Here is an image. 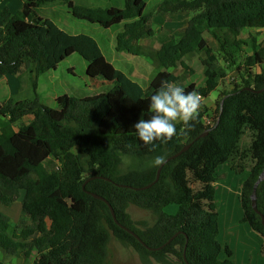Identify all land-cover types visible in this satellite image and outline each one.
<instances>
[{
  "label": "trees",
  "instance_id": "16d2710c",
  "mask_svg": "<svg viewBox=\"0 0 264 264\" xmlns=\"http://www.w3.org/2000/svg\"><path fill=\"white\" fill-rule=\"evenodd\" d=\"M40 1L21 0L16 12L0 9V78L26 74L33 93L31 99L10 97L0 103V203L10 206L20 199L22 213L12 222L0 212V248L22 256L23 264L31 251L36 254L33 264H110L107 246L114 236L132 248L142 264H236L231 250L218 240L214 183L224 164L235 172L247 170L233 165L232 159L248 127L254 132L249 148L254 162L238 195L240 222L260 236L263 255L264 224L250 195L264 169V90L257 92L264 88V43L253 46L239 80L219 93L215 107L201 102L198 116L189 125L177 122L176 134L167 143L144 145L133 125L150 118L149 97L169 82L208 97L224 74L214 70L216 58L205 34L232 57L228 38H220V32L227 30L235 37L246 28L264 30V0H179L171 7L174 11L195 14L183 34L160 50L139 45L153 33L150 17L144 14L145 0L95 8L69 1L74 18L104 29L120 27L115 37L118 51L156 64L157 73L147 88L116 68L94 37L71 34L42 17L37 11ZM190 52L207 55L205 84L199 88L184 86L183 77L169 71L178 64L185 67L182 58ZM73 53L87 62L88 77H99L111 88L85 97L61 94L55 98L56 107L43 104L37 94L39 76ZM207 111L212 123L204 125ZM26 117V123L16 125ZM187 144V150L161 167L154 182L161 163ZM157 156L162 160L153 164ZM90 193L110 204L117 222L106 203ZM172 204L176 212L167 213ZM130 205L150 212L153 224L131 219L126 211ZM256 207L264 217V179L256 189ZM172 236L162 248L149 249Z\"/></svg>",
  "mask_w": 264,
  "mask_h": 264
},
{
  "label": "rangeland",
  "instance_id": "374dc122",
  "mask_svg": "<svg viewBox=\"0 0 264 264\" xmlns=\"http://www.w3.org/2000/svg\"><path fill=\"white\" fill-rule=\"evenodd\" d=\"M69 1L72 6H80L85 8L95 7H122L124 0H41L40 6L37 8L38 13L53 21L58 27L71 34L85 33L95 38L98 45L101 47L106 58L116 66V68L124 71L130 78L137 81L144 88H147L157 73L156 64L148 57L134 56L123 51H118L115 48V37L120 27H111L104 29L98 24H91L89 22L74 18L70 14ZM179 0H145L146 7L144 14L150 17L151 27L153 33L149 37H145L139 41V45L150 47L154 50H160L164 44L171 39H178L183 34V29L188 20L195 14L193 11H174L171 7L176 5ZM220 38L227 37V49L231 51L232 57L226 56L220 50V43L211 38L210 35L205 34L206 39L210 41L213 55H215V68L218 73L223 72L224 77L220 78L217 87L209 94L204 104L208 107L214 108L213 103L217 100L219 93L223 89L232 86L233 82L239 80V70L243 71V61L245 57L253 52V46L259 43H264V34H259L254 29L246 28L238 36L233 37L229 35L227 30H222L219 34ZM257 39V41L254 40ZM207 58L204 52H192L187 54L182 60L185 67L178 66L169 69L176 76L183 77V85H194L199 88L205 84V67L203 61ZM87 62L77 53H73L53 70L41 74L38 78L37 94L40 101L50 107H56L55 98L61 94H68L77 97L92 96L105 92L111 88V84L102 80L99 77L91 78L86 74ZM258 69H256L257 71ZM11 77V76H10ZM21 93L17 96H9L12 99L21 100L31 99L33 93L31 90L28 76L22 75ZM4 92L0 91V103L5 100ZM21 98V99H19ZM209 115L211 111H207ZM29 118L17 122L16 125L26 123ZM254 132L244 128V132L238 144V150L232 159V164L236 167L244 165L247 170L253 164L250 155V143ZM75 151V149H74ZM57 165V161L53 160ZM49 166V165H48ZM221 169V166L218 170ZM241 171L237 168L236 172ZM225 175L218 172V179H222L225 183ZM242 175H231L227 180L228 186H232L235 190L228 192V200L221 198L225 185H216L218 198V206L220 207V227L223 237V245H227L230 239L229 234L237 238L239 241L247 242L246 247L251 251V257L257 258V243L250 238L249 232L253 233L247 224L240 222L242 215L240 205L238 202V195L240 193ZM235 181L234 183H232ZM224 201V202H223ZM221 204V205H220ZM11 209L14 210L17 205L21 211V200L18 199L11 204ZM217 205V204H216ZM177 210V205H169L165 211L167 213H174ZM126 211L129 213L131 219L135 221H144L152 225L154 216L143 209L134 205L128 206ZM6 213V212H5ZM7 214V213H6ZM8 215V214H7ZM16 215L18 213L12 214ZM9 216V215H8ZM226 218V221L224 220ZM108 261L110 264H142L138 255L132 248L123 246L114 236H111L108 246ZM233 247V246H232ZM264 257V254L262 255ZM264 260V258H263Z\"/></svg>",
  "mask_w": 264,
  "mask_h": 264
},
{
  "label": "clouds",
  "instance_id": "9594fccd",
  "mask_svg": "<svg viewBox=\"0 0 264 264\" xmlns=\"http://www.w3.org/2000/svg\"><path fill=\"white\" fill-rule=\"evenodd\" d=\"M203 98L196 92H186L182 86L172 82L162 85L149 97L150 118L139 119L133 125L137 139L152 147L156 142L167 143L176 134L177 122L189 125L198 116ZM205 118L210 123H206ZM211 123L210 116L205 115L203 124ZM161 160L162 157L157 156L152 163L159 164Z\"/></svg>",
  "mask_w": 264,
  "mask_h": 264
},
{
  "label": "crops",
  "instance_id": "0c3cea01",
  "mask_svg": "<svg viewBox=\"0 0 264 264\" xmlns=\"http://www.w3.org/2000/svg\"><path fill=\"white\" fill-rule=\"evenodd\" d=\"M7 7L11 12H16L18 11L21 7H22V2L21 0H0V9ZM256 32H259V34H264V30H256L254 29ZM261 44V43H260ZM149 49H152L150 47H146ZM154 50V49H152ZM192 53V52H190ZM189 54V53H187ZM186 54V55H187ZM185 55V56H186ZM184 56V57H185ZM178 66V65H177ZM11 76V77H10ZM21 82H22V78L17 77V76H13V75H9V76H3L0 78V91L4 92L5 95V100L10 98L9 96H17L21 93L22 87H21ZM232 87V86H231ZM229 87V88H231ZM21 99V98H19ZM24 99V98H22ZM207 100V98H203L202 99V103H204L203 101ZM29 118V117H26ZM25 119V118H24ZM18 126V125H17ZM17 126H15V130H17ZM219 173L224 174L225 178V183L222 182V179H217L216 182L214 183V187H215V199H216V204H217V210H218V214H219V235H218V240L220 241V243L222 244V246H227L232 253V259L236 262V264H264V260L261 254V243H262V239L260 238V236H258L256 233H254L251 229V231L253 233L249 232V239L248 241L250 242V238L257 243V255L259 257L257 258H252L251 257V251L248 250V248H250L249 246L246 247L248 245L247 242H241L239 241L237 238L233 237L232 234H229L230 239L228 240V243H226L227 245H223L222 241H223V236H222V231H221V227H220V207L218 206V198L219 196L217 195V189H216V185H218L219 183L222 185H225V191L222 195V199L223 197L225 198V202L229 199L228 198V192L230 190H235V188H233L232 186H228L227 180L229 179V177L231 175H235L237 176L239 173L242 175V179H241V184L243 182V180L247 177L248 175V171L247 170H243L239 173H236L233 169H231L227 164H224L221 166V169L217 171V175ZM235 181H233L232 183H234ZM239 186H241L239 183H237ZM241 189V187H240ZM224 200V199H223ZM224 202V201H223ZM221 205V204H220ZM11 206H4L2 203H0V212H3L4 214H8L9 217L11 218L12 222H16L18 219H20L22 217V213L20 211V208L16 205L15 209L12 210ZM6 212V213H5ZM18 213L17 217H15L12 214H16ZM6 214V215H7ZM7 215V216H8ZM242 217V215H241ZM240 217V218H241ZM224 220L226 221V218L224 217ZM243 223V222H241ZM246 224V223H245ZM249 227V226H248ZM36 234L34 236H32L30 239H32L33 237H35ZM29 239V240H30ZM233 246V247H232ZM35 251H31L30 254V258L27 262V264H33V261L35 259ZM24 263V258L22 256H14L11 254H8L7 252H5L3 249L0 248V264H23Z\"/></svg>",
  "mask_w": 264,
  "mask_h": 264
},
{
  "label": "water",
  "instance_id": "95a60500",
  "mask_svg": "<svg viewBox=\"0 0 264 264\" xmlns=\"http://www.w3.org/2000/svg\"><path fill=\"white\" fill-rule=\"evenodd\" d=\"M262 90H264V88L260 89V90H257V92H261ZM207 133V131H205L204 133H202L200 136H204L205 134ZM190 146V144H187L185 145L184 147H182L181 150H179L177 153H175L174 155L166 158L162 163L161 165L159 166L158 170H157V173H156V178L154 180V182H156L159 178V173H160V170H161V167L170 159L178 156L180 153H182L183 151L187 150L188 147ZM264 179V169L262 170V172L260 173V175L258 176V178L256 179V181L254 182L253 184V189H252V193L250 195L251 197V205H252V208L254 209V211L256 213H258L261 217V222L264 224V217L259 213V211L257 210V207H256V189H257V186L259 185V183ZM86 182V181H85ZM85 184V183H84ZM150 185H147L145 187H142V188H146ZM89 193V192H88ZM94 198L96 199H99L101 201H103L104 203H106V205L108 206L110 212H111V215L113 217V219L115 220V222H117V220L115 219V216H114V212H113V209L111 208L110 204L101 196L97 195V194H94V193H90ZM122 227V226H121ZM126 231H128L129 233H131L132 235H134L139 241L140 238L133 232L131 231L130 229L128 228H124ZM174 236H172L170 239H168L162 246L160 247H157V248H149L150 250H155V249H160L162 248L163 246H165L166 244H168L170 242V240H172Z\"/></svg>",
  "mask_w": 264,
  "mask_h": 264
},
{
  "label": "built area",
  "instance_id": "2783aa9c",
  "mask_svg": "<svg viewBox=\"0 0 264 264\" xmlns=\"http://www.w3.org/2000/svg\"><path fill=\"white\" fill-rule=\"evenodd\" d=\"M206 123H210V120L208 118H205Z\"/></svg>",
  "mask_w": 264,
  "mask_h": 264
}]
</instances>
